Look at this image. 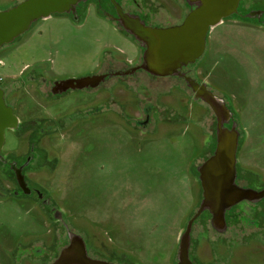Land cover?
Wrapping results in <instances>:
<instances>
[{
	"label": "rangeland",
	"instance_id": "obj_1",
	"mask_svg": "<svg viewBox=\"0 0 264 264\" xmlns=\"http://www.w3.org/2000/svg\"><path fill=\"white\" fill-rule=\"evenodd\" d=\"M15 4L0 0V11ZM253 5L264 6V0ZM154 8L168 25L188 12L185 0H155ZM140 59L137 42L88 6L80 21L54 15L2 47L0 77L7 82L29 68L49 81L80 79L104 72L110 61L120 66ZM190 67L191 76L206 82L234 114L243 139L239 170L264 179V26L225 19L210 30L204 54ZM136 78L70 92L51 103L32 101L31 86L30 93L20 92L16 116L49 122L38 148L43 165L40 172L29 171V180L72 233L90 235L85 238L97 258L175 264L179 237L200 204L196 167L213 152L216 115L179 78ZM146 105L162 113L149 111V120L159 123L142 128L136 119L145 120ZM30 144V133L7 130L1 154L21 158ZM16 184L0 162V264H51L67 243L66 230L47 205ZM111 251L118 257L107 255Z\"/></svg>",
	"mask_w": 264,
	"mask_h": 264
},
{
	"label": "flooded vegetation",
	"instance_id": "obj_2",
	"mask_svg": "<svg viewBox=\"0 0 264 264\" xmlns=\"http://www.w3.org/2000/svg\"><path fill=\"white\" fill-rule=\"evenodd\" d=\"M250 1V5L248 4V6H243L245 0H241L238 7V12L230 18L238 19L241 21L254 22L261 26H264V6L253 5L256 1L260 2L262 0ZM15 3V5L18 4V2ZM88 6L94 7L100 15L110 20L113 24L119 27L122 33L133 38V40H135L134 36L126 32L122 28L121 25L123 22L129 20H139L146 27L168 28L180 25L184 21L185 17L193 9L196 8L195 5H191L188 0H185V6L188 10V12H186L187 15L184 16V18H181V21L179 23L174 25H168L166 24V22H163V20L159 19L160 15L155 11L154 8L155 0H79L76 6V10L68 15H70L76 21H80L84 17ZM164 21L167 20L165 19ZM135 41L140 46L141 59L136 63L133 61L122 60L118 62L121 64L120 66L116 65L115 61H110L104 72L94 75L104 76V79L96 87H92L89 85L83 88H74L70 87V84L64 87L63 82L70 81L72 79L49 81L46 80L41 73H38L35 70L30 71L29 68H24L19 73V76L17 78L11 79L7 82H4L3 80L0 81V89H2L4 92L5 103L8 107L12 108L13 113L16 116V110L18 107L17 104L20 99L19 93L23 90L30 93L31 90L29 89V86L33 87V90L36 92L35 96L32 95V101H35L36 104H40V101L51 103L59 100L70 92L97 90L113 80H116L118 82L115 83V85L120 84L121 86L123 85V82L135 79L140 73H145L151 79V81H155L156 79L174 77L186 82V78H191L199 84L198 88L205 86V89L209 90L206 82H200L199 80H196L195 77L191 76L190 68L192 67L190 66L192 65L181 70V73H184L185 77H159L146 72L141 68L144 62L143 58L146 48H143L137 40ZM43 87H45L46 89L50 87L49 91H43ZM113 91V89L108 90L110 95H114V93H112ZM194 93L196 95V92ZM145 97H148L147 93H144V98ZM114 99L116 100L115 97ZM224 105L231 113L230 119L224 125L225 127L230 129L233 126L236 127V130L240 134L238 145L239 150L240 144L243 141L242 135L238 129V125L235 121V117L231 108L225 102ZM136 107L138 108L139 106L137 105ZM142 111L146 112L145 120L140 121L139 119H136L137 123H139L142 128H147L153 123H159V121L156 120L153 122L150 121L149 117L151 114L148 112L151 111L153 115L160 117L162 111H158L154 106L149 107V105H146V107L144 106V109L142 108ZM165 112L166 111L164 110L163 114ZM128 118L131 119V117ZM17 119L18 127L15 130H8L13 131L16 134L30 133L31 144L29 151L24 156H21V158L4 157L5 161L3 162L0 160V162L15 178L17 188H19V192H23V190L20 188L17 182V176L19 174H22L25 177L27 187L31 190L30 195H35L41 200L42 204L47 205V207H49L50 213L53 214L55 221L61 223V225L64 227L67 233V243L65 246H63L61 251L70 245V237H81L84 241L89 256L95 259H100L90 253L91 240L85 238L90 237V235L86 236L85 234L82 235L76 232L72 233L70 228L65 223L63 215L58 213L56 209H54V207L52 206V202L48 198H46L45 195H40V191L37 188L33 187L31 185L32 182L29 180V171L33 173L40 172L39 170H41V167L43 165V153L41 150H39V144L41 143V140L48 136L49 131L45 129V126L49 125V122H47V119L43 118H36L28 121H22L18 117ZM216 121V126H218L217 117ZM214 143L215 146L211 155L214 153V150L216 148V140ZM211 144L212 142L210 141L208 145ZM208 158H206V160ZM202 164L198 168L196 167V171L198 174L197 182L199 184L201 192L199 196L200 204L197 211L188 220V223L197 215L204 199L203 183L201 180L202 174L199 171V168L202 166ZM38 166L40 167V169L36 168ZM234 184L237 188L245 191L244 195L240 196L236 203L227 208H224L223 210L225 211L223 212V210L220 208V204L217 201H213L212 209H205L194 220L192 224L191 235L187 238L188 256L193 264H264V179L259 175H254L244 170L240 171L237 162L236 178ZM214 189L216 193H218L221 189V183L217 179L214 181ZM195 228L197 229L195 235L196 237H192ZM181 242L182 237H179L178 247L175 252V264H178V253L181 247ZM205 249L209 250V252L205 253ZM107 255L112 258L118 257V255L112 251Z\"/></svg>",
	"mask_w": 264,
	"mask_h": 264
},
{
	"label": "water",
	"instance_id": "obj_3",
	"mask_svg": "<svg viewBox=\"0 0 264 264\" xmlns=\"http://www.w3.org/2000/svg\"><path fill=\"white\" fill-rule=\"evenodd\" d=\"M78 1L23 0L5 11H0V49L14 43L38 21L48 19L54 14L74 12ZM188 2L196 8L177 26L152 28L144 26L139 20L122 23V28L146 48L141 66L146 72L159 77H185L181 70L194 65L202 57L210 30L236 14L241 0H188ZM103 79L104 76H89L79 80L72 79L63 84L64 87L70 84V87L74 88L89 85L96 87ZM186 83L193 92H196L195 97L207 103L214 111L218 118V126L214 153L199 168L202 174L204 199L197 215L188 223L185 232L181 235L178 264H193L188 256L187 238L191 235L192 224L197 216L205 209L211 210L213 201H217L223 210L236 203L245 193L234 184L240 134L235 126L230 129L224 125L230 119V111L225 107L223 100L214 96L205 89V86L198 88L199 84L191 78H186ZM17 127L18 119L12 108L6 105L4 92L0 89V160L3 162L5 158L1 153L6 131L15 130ZM216 179L221 183L218 193L214 189ZM17 182L24 193L31 194L22 174L17 176ZM51 264L120 263L90 257L82 238L70 237V245L64 248Z\"/></svg>",
	"mask_w": 264,
	"mask_h": 264
},
{
	"label": "built area",
	"instance_id": "obj_4",
	"mask_svg": "<svg viewBox=\"0 0 264 264\" xmlns=\"http://www.w3.org/2000/svg\"><path fill=\"white\" fill-rule=\"evenodd\" d=\"M2 80H3V78L0 77V81H2Z\"/></svg>",
	"mask_w": 264,
	"mask_h": 264
},
{
	"label": "crops",
	"instance_id": "obj_5",
	"mask_svg": "<svg viewBox=\"0 0 264 264\" xmlns=\"http://www.w3.org/2000/svg\"><path fill=\"white\" fill-rule=\"evenodd\" d=\"M12 1L16 2L17 0H12Z\"/></svg>",
	"mask_w": 264,
	"mask_h": 264
}]
</instances>
